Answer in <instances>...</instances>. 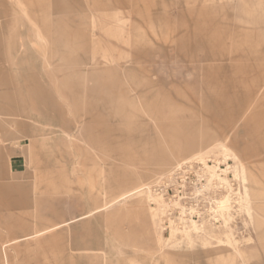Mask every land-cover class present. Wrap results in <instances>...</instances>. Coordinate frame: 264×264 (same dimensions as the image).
Masks as SVG:
<instances>
[{"label":"rangeland","instance_id":"1","mask_svg":"<svg viewBox=\"0 0 264 264\" xmlns=\"http://www.w3.org/2000/svg\"><path fill=\"white\" fill-rule=\"evenodd\" d=\"M2 5L0 264L20 234L8 264H264V0H57L49 30Z\"/></svg>","mask_w":264,"mask_h":264},{"label":"crops","instance_id":"2","mask_svg":"<svg viewBox=\"0 0 264 264\" xmlns=\"http://www.w3.org/2000/svg\"><path fill=\"white\" fill-rule=\"evenodd\" d=\"M51 1L52 0H23L24 4L29 7V9L26 12L23 11V13L28 18L31 26H33V20H36L37 12L40 11V13H41L40 20H41L44 28L46 30H49V28L47 26H50L49 17L52 14L50 12L51 8H52V10H54L55 14H59V13H61L63 11L57 5V0H55L54 2H51ZM12 12H13L14 16L11 15L10 18H7V10H6L5 6L2 5V0H0V41L3 42L2 48L0 50H1V55L2 56L6 55V48H5V41L7 39V36H6L7 35L6 34V25H7V23L11 24V22H12L11 20L13 18H16V12L14 10H12ZM8 14H9V12H8ZM262 30H264V29L262 28ZM63 33L67 37L66 41H65L67 46L71 42H77L79 44V46L75 48V51L76 52L83 51V49L85 47V44L88 41V37H89L87 35L86 31L85 32L84 31H72V32H64L63 31ZM258 37H259V42L257 43V48L256 49L258 50L259 53L256 52V54H260L263 51L262 47L264 45V34L260 33L258 35ZM19 38H21V36H19ZM61 43H62V41H61ZM63 43H64V41H63ZM76 63H79V61L75 60L74 64H76ZM1 68H5V67L3 66ZM0 82L3 83L2 85H4V86L7 85L6 79L3 80V78H0ZM38 86L40 87V89H42V85H38ZM42 91H43L45 97L47 98V100L49 101V109L51 111H53V112L56 111L55 104L52 101V96L50 94H48L47 91L44 92V89H42ZM261 91L262 90L257 91V96L261 94ZM7 95H8L7 91H4L2 94H0V114H4L6 111H9L12 114H15V113L18 112L17 109H19L21 107L20 106L21 104L17 100H15V99H13L11 97H8ZM1 100H4V101H1ZM2 102L9 104V108H4V106L1 104ZM210 113L213 115V117L217 115L215 110H211ZM195 133L196 132H194L193 129H192V134L193 135H191V137H189L187 139L186 138L182 139V140H185V142L188 143L195 151L198 150V149L200 150L202 148H205L206 146H212L214 144V142L213 143L209 142V140L211 139V134H209L207 131L204 132V137L202 139H199V140H198V134H195ZM230 150H231V152H233L232 149H230ZM162 151L166 152V156H167L166 148L162 149ZM167 157L169 158L170 156H167ZM237 158H238V156H237ZM239 161H240V159H239ZM154 166H155V169H154L155 171H162V170H164L166 168L165 165L160 164V163L154 164ZM246 182H249V185H250V188L246 189L249 200H251V198L252 199L253 198H255V199L259 198L261 196V193L256 188L257 184H258V180L247 169H246ZM5 184H6V186L4 187V193L9 195V196H12V194L15 195L14 193H12V187H10L11 183L8 182V183H5ZM250 190H251V192H250ZM131 191L127 192L125 196L121 197L119 195L118 196V197H120L119 200L125 199V198L129 197L130 195H132V194L137 192L136 191V192L130 193ZM261 211L264 212V210H262V208H261ZM86 216H88V215L82 216V217H80L78 219L84 218ZM78 219H75V220H78ZM75 220L66 222L65 224L71 223V222H73ZM56 227H58V226L56 225ZM257 227H258V233H257L258 236L257 237H258L259 241L263 242L261 247L264 249V222L263 221H259L257 223ZM32 237H33V234H22V235L20 234L18 236L13 237L11 239L10 243L2 244V246H1V257H2V260H3L4 264H8V255H7L6 248L9 245L14 244V243H18V242H21V241H24V240H27V239H30Z\"/></svg>","mask_w":264,"mask_h":264},{"label":"bare ground","instance_id":"3","mask_svg":"<svg viewBox=\"0 0 264 264\" xmlns=\"http://www.w3.org/2000/svg\"><path fill=\"white\" fill-rule=\"evenodd\" d=\"M246 197H247V195H246Z\"/></svg>","mask_w":264,"mask_h":264}]
</instances>
